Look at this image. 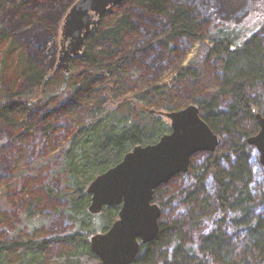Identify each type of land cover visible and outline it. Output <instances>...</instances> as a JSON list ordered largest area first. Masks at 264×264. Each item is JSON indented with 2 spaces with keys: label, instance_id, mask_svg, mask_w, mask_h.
Segmentation results:
<instances>
[{
  "label": "trees",
  "instance_id": "16d2710c",
  "mask_svg": "<svg viewBox=\"0 0 264 264\" xmlns=\"http://www.w3.org/2000/svg\"><path fill=\"white\" fill-rule=\"evenodd\" d=\"M54 1L0 0V39L12 38L0 67V137L39 109L34 100L39 96L46 106L60 98L38 114L47 139L57 133L49 122L53 111L69 104L70 114L80 120L59 160L44 162H56L52 173L61 187L41 184L37 199L23 206L22 226L10 230L11 221L0 229V264L15 263L8 259L13 256L17 264H101L90 239L111 227L120 206L90 213L87 187L135 146L157 143L170 132L164 112L192 103L221 145L214 153L193 156L189 173L155 191L162 209L159 234L142 245L132 264H264V168L248 143L260 130L256 115L264 114V32L235 23H216L205 31L207 11L228 0H124L127 9H110L87 39L75 58L80 65L57 75L43 58L44 29L62 25L53 24ZM188 40L201 43L197 58L170 69L163 82H147L133 71L139 54L154 60L158 52H176ZM184 80L194 85H186L193 96L183 104L172 90ZM114 99L119 105L113 106ZM43 202L51 206L46 215L38 210ZM56 215L69 227L49 235L44 229Z\"/></svg>",
  "mask_w": 264,
  "mask_h": 264
},
{
  "label": "water",
  "instance_id": "95a60500",
  "mask_svg": "<svg viewBox=\"0 0 264 264\" xmlns=\"http://www.w3.org/2000/svg\"><path fill=\"white\" fill-rule=\"evenodd\" d=\"M123 1H75L61 26L63 43L57 70L71 73V63L83 52L88 35L110 9ZM163 114L170 120V132L157 143L135 146L87 187L90 213L99 214L106 206H120L118 219L111 227L90 239L101 264H132L142 245L151 243L159 234L162 209L154 201L155 191L178 174L188 173L193 156L214 153L221 145V137L200 116L197 104ZM256 117L260 130L248 143L257 149L264 167V114Z\"/></svg>",
  "mask_w": 264,
  "mask_h": 264
},
{
  "label": "rangeland",
  "instance_id": "374dc122",
  "mask_svg": "<svg viewBox=\"0 0 264 264\" xmlns=\"http://www.w3.org/2000/svg\"><path fill=\"white\" fill-rule=\"evenodd\" d=\"M74 1L75 0L54 1V3L57 4L58 10L57 12L56 10L53 11V24L55 27L63 23L66 12L69 11V5ZM128 6L129 5L123 1L115 7H118V10L122 11L127 9ZM207 12L210 18L205 31L213 28V25L216 23H235L240 24V26L248 32H257L259 30L264 32V0H228L221 5L220 3H216ZM61 26L51 32L43 27L39 28L42 30L44 29L48 34L46 36L47 49L43 58L45 63L49 65V68L52 67V69L49 70L52 72L55 71L57 75H60L63 71L62 69H56L59 58ZM27 28H29V26H21L19 30H26ZM11 42L12 38L0 39V67L2 65V59L5 57L4 53L7 48L9 49L11 46ZM200 45L201 43L199 41L191 42L188 40L184 48H178L176 52L172 53L162 50L157 53L154 60H152L151 57L145 58L139 54L136 61L131 66L133 71H135L141 79L147 82H163L168 79L170 69H174L181 64L186 65L189 61L196 59L199 54ZM23 51L26 52V54L28 53L27 50ZM72 64L74 67H77L80 65V61L74 60ZM208 75L209 78H213V71L210 70ZM186 85L191 86L194 85V83L184 80L180 82V85H175L172 90L174 97L183 102V104L185 102L189 103L193 96V89ZM198 85L203 86L204 84L199 82ZM39 98L34 99L39 109L36 108L35 111H32L31 116L27 119L25 118L21 126L17 128H8L0 137V229L5 228L6 225L8 226V223L11 221L12 224L9 225L10 230L22 226L21 214L23 206L29 199H37L36 196L40 191L38 187H41V184L53 183V187L55 188H59L62 185L60 179L53 177L52 170L56 162L48 165L44 162L53 156H55V160H59L63 145L72 136L80 120L77 117L78 114H70L69 109H67L70 107L69 104L65 107L67 109H65L66 112H64L65 110L53 111L50 115L49 122L57 129V133L52 140L47 139L41 134L38 114L46 109L48 111L53 109L55 105L57 106V101H59L60 98L57 97L53 99L50 105L47 106L45 103L42 105ZM112 104L113 106L119 105V99H114ZM168 122L170 124L169 119ZM25 128H30L31 132L24 131ZM22 132V136L18 138V134ZM252 147V150L257 156L258 164L263 168L257 149L254 146ZM20 150H24V155H20ZM186 174L187 173L183 175ZM50 209L51 206L45 202L38 205V210L41 211L43 215L49 213ZM68 227L69 225L66 223L65 218L61 215H56L44 230L48 232L49 235H52L61 233L67 230ZM99 232H103V230L100 229ZM57 250V248H53L51 252ZM8 259L15 260V263L12 262L11 264H17L16 261L18 256H13Z\"/></svg>",
  "mask_w": 264,
  "mask_h": 264
},
{
  "label": "flooded vegetation",
  "instance_id": "af4514ba",
  "mask_svg": "<svg viewBox=\"0 0 264 264\" xmlns=\"http://www.w3.org/2000/svg\"><path fill=\"white\" fill-rule=\"evenodd\" d=\"M106 15V14H105ZM102 19H103V17L99 20V23L97 24V26H96V28L92 31V33L98 28V26H99V24L101 23V21H102ZM92 33H90L89 35H88V37H87V39L91 36V34ZM87 39H86V41H87ZM63 40L61 39V37H60V49L62 48V42ZM85 44H86V42H85ZM60 49H59V51H60ZM75 60V59H74ZM73 60V61H74ZM72 61V62H73ZM71 65H72V63H71ZM256 119H257V117H256ZM258 121V120H257ZM259 123V122H258ZM260 127V126H259ZM264 168V167H263Z\"/></svg>",
  "mask_w": 264,
  "mask_h": 264
}]
</instances>
